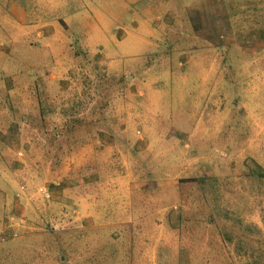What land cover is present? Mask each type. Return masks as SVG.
Here are the masks:
<instances>
[{
	"label": "rangeland",
	"instance_id": "obj_1",
	"mask_svg": "<svg viewBox=\"0 0 264 264\" xmlns=\"http://www.w3.org/2000/svg\"><path fill=\"white\" fill-rule=\"evenodd\" d=\"M0 224V264H264V0H0Z\"/></svg>",
	"mask_w": 264,
	"mask_h": 264
},
{
	"label": "built area",
	"instance_id": "obj_2",
	"mask_svg": "<svg viewBox=\"0 0 264 264\" xmlns=\"http://www.w3.org/2000/svg\"><path fill=\"white\" fill-rule=\"evenodd\" d=\"M20 155H22V152H19ZM59 184L55 185L54 183H45L42 186H40L38 188L39 194L41 195V197L45 200H50L52 195H53V187L54 186H58ZM26 186L25 185H21L19 190L20 193H18L17 195L20 196L21 193H23V191H25ZM72 213H77V210L74 209V212ZM18 219V226L21 227H25L27 226V221L25 219H23L22 217L17 218ZM1 227V224H0ZM17 236V232L15 230H13L12 228H8V229H0V240L2 242H6L7 240H9L10 238L16 237Z\"/></svg>",
	"mask_w": 264,
	"mask_h": 264
},
{
	"label": "trees",
	"instance_id": "obj_3",
	"mask_svg": "<svg viewBox=\"0 0 264 264\" xmlns=\"http://www.w3.org/2000/svg\"><path fill=\"white\" fill-rule=\"evenodd\" d=\"M43 70V69H42ZM33 73H34V71H35V74H34V83H35V85L38 83V81H36V74H38L39 75V72L37 71V69L36 70H31ZM28 74V73H27ZM28 75H31V73H29ZM50 75L49 74H44V78L46 79V81H48L49 83H51V84H53V85H56V82L55 81H53L50 77H49ZM35 92H39V87H38V85L36 86V88H35ZM42 112V111H41ZM66 112H68V111H66ZM43 113V112H42ZM55 115L56 113L55 112H52V114H51V116L52 115ZM59 114H61L63 117H67V116H69V118H66V120H73V119H75V117L76 116H70V115H68V114H65V113H63V112H60V113H58V115ZM67 115V116H66ZM77 127L75 126V127H69L68 126V128L67 129H63V130H60V131H57V130H52V136L53 137H59V136H61V135H68L69 133L71 134V132L73 133L74 132V130L76 129ZM69 136V135H68ZM81 145H83V144H85V141L84 140H82V141H80L79 142ZM191 180H197V178H191ZM184 181H190V180H184ZM29 222L27 221V224H28ZM9 241V240H8Z\"/></svg>",
	"mask_w": 264,
	"mask_h": 264
},
{
	"label": "crops",
	"instance_id": "obj_4",
	"mask_svg": "<svg viewBox=\"0 0 264 264\" xmlns=\"http://www.w3.org/2000/svg\"><path fill=\"white\" fill-rule=\"evenodd\" d=\"M50 78L52 79V77H50ZM116 155H117V154H116ZM119 180H120V176H119V172H118V173H116V178H115L114 181H119ZM95 182H97V181H95ZM127 186H128V188H132L134 185L131 184L130 182H129V183L126 182V186H125V187L127 188ZM94 198H95V197H94L93 194H92V195H91V202H92L93 204H91V205H94V200H95ZM92 199H93V200H92ZM94 206H95V205H94ZM94 206H93V208H94ZM86 207L89 208V207H90L89 204H87V205L85 206V208H86ZM97 207H99V206H96V208H97ZM94 209H95V208H94ZM98 210H99V208H98ZM84 212H87V209H85Z\"/></svg>",
	"mask_w": 264,
	"mask_h": 264
}]
</instances>
